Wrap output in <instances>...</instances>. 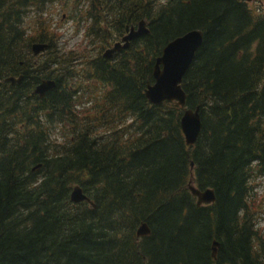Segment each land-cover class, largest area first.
Listing matches in <instances>:
<instances>
[{"label":"trees","instance_id":"16d2710c","mask_svg":"<svg viewBox=\"0 0 264 264\" xmlns=\"http://www.w3.org/2000/svg\"><path fill=\"white\" fill-rule=\"evenodd\" d=\"M47 2L0 0V264H264L249 203L264 177V16L239 0H87L89 29L121 38L144 20L149 33L88 59L96 93L77 112L80 72L29 32L51 31L38 22ZM193 30L203 40L181 87L201 130L188 147L182 110L144 91L165 45ZM34 43L47 59L36 63ZM46 79L55 88L33 95ZM66 122L71 135L54 143L51 126ZM190 180L215 202L197 207ZM74 186L94 207L70 202ZM143 223L150 235L137 238Z\"/></svg>","mask_w":264,"mask_h":264},{"label":"water","instance_id":"95a60500","mask_svg":"<svg viewBox=\"0 0 264 264\" xmlns=\"http://www.w3.org/2000/svg\"><path fill=\"white\" fill-rule=\"evenodd\" d=\"M239 1L249 3L252 0ZM125 31L126 34L119 42L114 43L111 48L105 50L102 55L104 59H111L115 53L128 49L131 41L149 33L147 23L144 20H141L136 28L133 26L130 27V29L126 27ZM202 40L203 33L198 30H193L173 39L165 45L161 51V55L156 58L154 63L152 72L153 84L147 85L144 91L145 99L153 106H159L166 102L173 103L183 110L180 119V128L185 144L188 147L195 145L200 134L201 122L199 109L196 108L195 110H191L186 107L187 96L182 90L181 83L194 60L197 50L202 44ZM47 49L48 45L45 43H35L31 46V52L34 57L43 54ZM21 80L22 76L18 78L8 77L3 80V83L15 85ZM55 86L56 82L54 80H42L40 84L35 87L32 94L39 98H43L44 95L53 90ZM190 167H192V164ZM187 188L190 194L196 199L195 204L197 207L210 205L215 202L213 190L206 189L200 191L192 185L191 181H189ZM69 199L73 204L85 202L91 207H94L79 186H74L72 188ZM149 235L150 229L147 224H141L136 231V237L142 238ZM218 246L219 244L213 241L211 250L214 259Z\"/></svg>","mask_w":264,"mask_h":264},{"label":"rangeland","instance_id":"374dc122","mask_svg":"<svg viewBox=\"0 0 264 264\" xmlns=\"http://www.w3.org/2000/svg\"><path fill=\"white\" fill-rule=\"evenodd\" d=\"M86 1L48 0L44 12L38 17V22L39 25L40 22H43V26L49 27L51 31L48 29L44 31L41 27L36 33L29 31L31 36H38L40 33L48 37L51 36L53 42H57L58 52L56 54H66L69 58L68 65L74 71L80 72L75 75L77 81L75 88L78 90L75 100V105L78 108L77 112H80L83 107H89L87 101L88 99L91 101L92 96L96 93V88L93 89L96 82L92 80L88 82L86 79L88 77L86 71H89L90 62L88 59L101 56L106 49L120 39L113 37L111 30L102 33L101 31L95 32L89 29L92 24L84 20L85 14L83 13V9H85L83 5L85 6ZM249 4L256 14L264 16V0H253ZM28 18L31 29H36L35 21L32 20L31 15H28ZM103 34L106 37L109 35L107 44H102L105 38L102 37ZM48 54V51H45L40 57H36V63L38 60L47 59ZM93 91V95L90 96ZM50 134L51 140L61 145L64 139L71 135V129L67 122L63 126L60 123H55L51 126ZM249 190L251 194L249 203L252 205L250 211L256 216L255 230L264 238V177L252 178Z\"/></svg>","mask_w":264,"mask_h":264},{"label":"flooded vegetation","instance_id":"af4514ba","mask_svg":"<svg viewBox=\"0 0 264 264\" xmlns=\"http://www.w3.org/2000/svg\"><path fill=\"white\" fill-rule=\"evenodd\" d=\"M120 40V39H119ZM37 57H40V55L39 56H37ZM36 58V57H35ZM102 58V57H101Z\"/></svg>","mask_w":264,"mask_h":264},{"label":"bare ground","instance_id":"6f19581e","mask_svg":"<svg viewBox=\"0 0 264 264\" xmlns=\"http://www.w3.org/2000/svg\"><path fill=\"white\" fill-rule=\"evenodd\" d=\"M211 190V189H210ZM202 191V190H201ZM150 229V228H149Z\"/></svg>","mask_w":264,"mask_h":264}]
</instances>
